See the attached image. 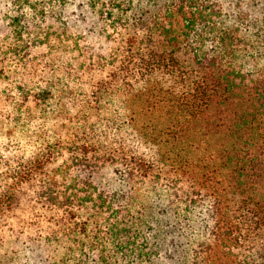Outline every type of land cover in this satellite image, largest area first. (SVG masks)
Listing matches in <instances>:
<instances>
[{
    "label": "trees",
    "instance_id": "obj_1",
    "mask_svg": "<svg viewBox=\"0 0 264 264\" xmlns=\"http://www.w3.org/2000/svg\"><path fill=\"white\" fill-rule=\"evenodd\" d=\"M67 5L0 18V264H264V0Z\"/></svg>",
    "mask_w": 264,
    "mask_h": 264
},
{
    "label": "rangeland",
    "instance_id": "obj_2",
    "mask_svg": "<svg viewBox=\"0 0 264 264\" xmlns=\"http://www.w3.org/2000/svg\"><path fill=\"white\" fill-rule=\"evenodd\" d=\"M2 1V0H1ZM67 0H11L7 6L0 8V18L6 20L7 17H10L12 14L24 13L29 15L33 12H37L41 8H51V10H57L60 7V4L64 3ZM95 2L97 4V9L94 10V13L97 14L100 12V9L107 7L108 0H68V5L64 8L62 12V17L64 19L75 22L77 18L86 13L87 17H90L93 12L91 9H85L78 4L83 3L84 5L89 4V2ZM228 1H226L227 3ZM74 5L72 6L71 4ZM60 12V13H61ZM96 16V15H94Z\"/></svg>",
    "mask_w": 264,
    "mask_h": 264
}]
</instances>
